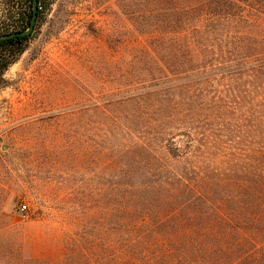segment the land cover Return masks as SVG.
<instances>
[{"label":"rangeland","instance_id":"374dc122","mask_svg":"<svg viewBox=\"0 0 264 264\" xmlns=\"http://www.w3.org/2000/svg\"><path fill=\"white\" fill-rule=\"evenodd\" d=\"M44 1L0 88V264H264V0Z\"/></svg>","mask_w":264,"mask_h":264},{"label":"trees","instance_id":"16d2710c","mask_svg":"<svg viewBox=\"0 0 264 264\" xmlns=\"http://www.w3.org/2000/svg\"><path fill=\"white\" fill-rule=\"evenodd\" d=\"M47 4L37 0L36 23L43 15ZM0 16V37L15 34L13 37L0 40V88L7 86L4 80L6 71L18 61L25 51L32 32L28 35H17L28 29L33 17V0H3Z\"/></svg>","mask_w":264,"mask_h":264},{"label":"water","instance_id":"95a60500","mask_svg":"<svg viewBox=\"0 0 264 264\" xmlns=\"http://www.w3.org/2000/svg\"><path fill=\"white\" fill-rule=\"evenodd\" d=\"M36 8H37V0H33V17H32V20L30 22V25H29V27H28L27 30H25V31H23V32H21L20 34H17V35L24 36V35L30 34L33 31L34 25L36 23ZM14 35L15 34L7 35V36H2V37H0V40L1 39H6V38L13 37Z\"/></svg>","mask_w":264,"mask_h":264},{"label":"built area","instance_id":"2783aa9c","mask_svg":"<svg viewBox=\"0 0 264 264\" xmlns=\"http://www.w3.org/2000/svg\"><path fill=\"white\" fill-rule=\"evenodd\" d=\"M27 207L25 205L20 206V212L24 213L26 211Z\"/></svg>","mask_w":264,"mask_h":264}]
</instances>
